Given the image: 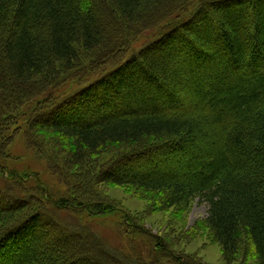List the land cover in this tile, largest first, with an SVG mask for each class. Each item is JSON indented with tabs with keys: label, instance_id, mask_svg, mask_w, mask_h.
I'll list each match as a JSON object with an SVG mask.
<instances>
[{
	"label": "trees",
	"instance_id": "1",
	"mask_svg": "<svg viewBox=\"0 0 264 264\" xmlns=\"http://www.w3.org/2000/svg\"><path fill=\"white\" fill-rule=\"evenodd\" d=\"M154 29L128 57V35ZM17 112L52 136L50 161L80 171L64 174L74 189L61 212L107 209L104 182L163 195L165 209L198 200L229 264L244 243L264 264V0H0L1 123ZM103 154L110 164L97 179L88 167ZM9 162H0V264L147 263L98 240L84 252L79 217L70 229L35 213L31 190L56 203ZM148 238V263L201 264Z\"/></svg>",
	"mask_w": 264,
	"mask_h": 264
},
{
	"label": "rangeland",
	"instance_id": "2",
	"mask_svg": "<svg viewBox=\"0 0 264 264\" xmlns=\"http://www.w3.org/2000/svg\"><path fill=\"white\" fill-rule=\"evenodd\" d=\"M157 33V29H154L128 35V57L152 41ZM120 58L125 59L126 55ZM53 102L55 103L56 100ZM53 102L45 107L48 108ZM59 103L57 102V104ZM21 113L12 114V117L8 115L9 118L2 119V123L0 121V160L4 161L7 158L11 161L6 168L10 174H18L15 175V178L24 174L32 176L34 173V176H37L40 182L45 184L50 198L53 199L52 201L56 203L57 207L53 204L56 208L54 209L43 204L37 193L31 190L30 194L35 195L36 200L34 201L38 204L33 209L35 213L48 216V219L50 218L49 214H56L57 219L69 226L70 229L74 226L78 227L76 222L79 217L78 222L85 226L81 227V231L85 228L87 231L85 233L90 237L78 233L79 235L77 234L73 238L77 244L83 243L84 252L91 251L95 253L96 243L94 241L98 240L99 243L108 245L112 249L127 252L128 256H141L145 262L147 261L146 264H168L167 261H162L160 258L157 261L154 260L152 263H148L150 262L148 260H152L150 259V257L152 258L151 240L148 236L152 235L164 241L177 256H187L191 261L194 260L201 264H229L224 258L221 246L216 242L213 233L205 223L209 207L198 200L188 207L165 209V196L163 195L146 194L143 190L132 186H116L104 182L99 183L96 187L98 199L102 200L103 203H107L106 207H113L116 211L111 212L110 209L104 207L103 210L100 209L99 211L90 210L87 214L76 212L73 215L77 218L61 212L65 209V206L61 205L63 203L60 201L62 199L67 201L69 198L68 191L74 189L73 185L70 186V181L66 180L64 174L69 171L70 174L77 175L80 174V171L78 168L66 169L68 166L65 160L64 163L62 162L64 165L61 164V161L57 164L56 157H54L55 160L50 161V152L47 150L46 144L50 143L52 136L46 137L45 133L29 131L26 125L27 118ZM68 144L66 142V150L69 149ZM161 151V153H164L163 149ZM61 159L63 160L62 157ZM99 159L97 164L93 163V166L88 167L93 170V175L97 179L101 176L102 170L108 166V163L110 164V160L104 154ZM51 162L55 163L56 170L52 168ZM15 194H19L16 189ZM2 205H5V203H2ZM0 209H2L1 206ZM105 210L110 212L103 214L102 211L105 212ZM128 216L132 220L133 228L128 225ZM43 224L50 230L54 228L52 221ZM63 234V232H56L53 235L56 236L55 239L57 238L58 242H61L65 236ZM74 239L73 241H75ZM248 248L249 245L244 243L240 254H238L239 256L237 255V261L230 264H253L252 259L248 256ZM134 253L137 255H134ZM132 259L137 260V258Z\"/></svg>",
	"mask_w": 264,
	"mask_h": 264
}]
</instances>
